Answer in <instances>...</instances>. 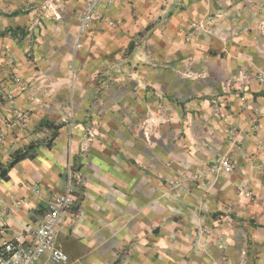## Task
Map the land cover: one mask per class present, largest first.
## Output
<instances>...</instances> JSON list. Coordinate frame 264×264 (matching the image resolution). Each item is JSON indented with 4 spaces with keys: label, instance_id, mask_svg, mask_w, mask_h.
Returning a JSON list of instances; mask_svg holds the SVG:
<instances>
[{
    "label": "crops",
    "instance_id": "obj_1",
    "mask_svg": "<svg viewBox=\"0 0 264 264\" xmlns=\"http://www.w3.org/2000/svg\"><path fill=\"white\" fill-rule=\"evenodd\" d=\"M44 1L0 0V166L36 144L0 244L70 184L64 264H264V0H105L82 35L94 0Z\"/></svg>",
    "mask_w": 264,
    "mask_h": 264
},
{
    "label": "built area",
    "instance_id": "obj_2",
    "mask_svg": "<svg viewBox=\"0 0 264 264\" xmlns=\"http://www.w3.org/2000/svg\"><path fill=\"white\" fill-rule=\"evenodd\" d=\"M103 1L105 0H94L89 12H86L80 18V35L89 26L92 16L91 11L95 7V4ZM58 6L57 0H45L41 10H58ZM77 46L79 47L80 44ZM242 79L239 78L238 81L240 82ZM12 96L10 94V99H12ZM15 118L20 122L22 128L29 127L30 118L23 111L17 110L15 112ZM2 139L3 135H0V140ZM233 167L234 165L228 156L218 158L212 165V169L215 171L223 168L226 172H231ZM74 200V188L68 184L64 192L55 195L51 199L47 214L32 232L30 243L21 238L2 240L0 244V264H36L43 256H48L57 264L67 263L69 256L64 250L58 247L57 234L61 216L73 204Z\"/></svg>",
    "mask_w": 264,
    "mask_h": 264
},
{
    "label": "trees",
    "instance_id": "obj_3",
    "mask_svg": "<svg viewBox=\"0 0 264 264\" xmlns=\"http://www.w3.org/2000/svg\"><path fill=\"white\" fill-rule=\"evenodd\" d=\"M47 145H50V143H47ZM36 148V144H31L28 147H26L25 149H19L17 151H15L12 154L11 160L8 163L7 166H0V180L1 179H6L7 178V174H8V170L10 168H12L15 164H17L19 161L27 159V158H33L35 155V149Z\"/></svg>",
    "mask_w": 264,
    "mask_h": 264
}]
</instances>
